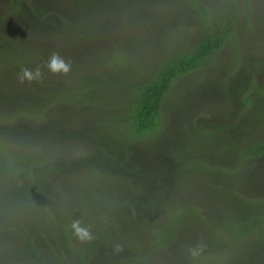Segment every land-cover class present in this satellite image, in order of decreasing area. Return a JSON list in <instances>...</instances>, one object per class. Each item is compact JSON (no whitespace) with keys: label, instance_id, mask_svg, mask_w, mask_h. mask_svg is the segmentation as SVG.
Instances as JSON below:
<instances>
[{"label":"trees","instance_id":"16d2710c","mask_svg":"<svg viewBox=\"0 0 264 264\" xmlns=\"http://www.w3.org/2000/svg\"><path fill=\"white\" fill-rule=\"evenodd\" d=\"M190 1L198 8L195 4L196 0ZM51 2H57L60 5L53 7L50 5ZM87 2L89 3V0L79 1L80 4L77 5L79 17L75 19L77 20L75 23L77 27L94 36L95 33H101L97 29L102 15L85 8ZM23 4L25 7L22 6ZM236 6L238 2L231 0L228 12L219 18L220 23L205 24V31L191 48L173 55L166 62L158 65L153 74L149 75L148 81L143 84L135 83L136 87H132V94L129 95L132 97L131 100L123 106L122 110L114 107V112L118 113L104 114L100 109L92 106L98 105V102L89 101L90 108H94L92 112L103 116L104 119L109 117L112 123L119 124L120 132L118 131L116 138L105 133L99 126L100 123L92 131L90 125L94 120L91 119L90 114L83 120H81V115H76V109L71 108L73 105H69V102L72 99H80L83 102L87 97L84 99L83 91L77 95L76 89L69 88L64 90L61 98L65 100L61 102H67L66 105L55 106L58 113L56 121L52 120L48 124L40 125L32 121L31 123L22 121L19 125L6 123L0 125V236H5L8 228L9 230L13 228L6 237L12 240V244L17 245L10 246L14 249L12 253L15 254L12 257L13 261L7 264H55L54 261L62 260L63 248L71 252L69 254L72 264H165L153 257L151 251L160 244L172 247L178 239L180 227L184 224H192L197 228L199 217L202 220L201 230L205 229L208 236L205 242L210 248L215 249L224 247V241L230 246L233 240L246 239L248 243L255 232L264 229V216H262L264 209L261 205L257 206L255 203L258 201L254 200L253 203L247 205L250 208L247 211L245 203L249 199L238 195L239 192H231V184L235 180L228 184L224 191H221L216 200V202L229 201L232 198L233 206L230 209L217 205L213 213L205 209V214H201L199 213L202 209L200 207L206 208L207 200L192 199V190L189 199L193 201L190 205L183 199L175 200L181 196V191L179 196L174 195L175 199H172L171 193L176 191L181 184L186 183V178L183 179L188 172H185L186 163H190L187 164L189 167L201 169L207 167L205 163L209 161L198 157L200 154L192 156L195 145L188 146L189 141H185L187 143L184 145L183 140L179 139L180 147L176 150L180 151L171 150L166 143L165 133L162 134L164 132L162 129L164 105L174 84L188 74L202 69L208 61L224 49L227 42H232L236 47L239 46L236 16L240 14ZM65 10L62 9L59 0L18 2L15 11L17 21L19 20L25 28L32 32L39 29L38 33H43L42 39L35 38L34 42L31 37L30 44H28L30 38H27L24 44L34 45L38 42L47 44L48 35L57 29L65 33L70 30V39L79 38L81 35L75 34L76 27ZM201 12L204 10L198 11L199 14ZM58 15L67 16L66 25L60 27ZM104 18L108 20L110 16L105 14ZM204 18L207 20L209 16L204 15ZM248 21L250 22V19ZM247 25V31L254 30L255 26L252 28L250 23ZM42 59L48 60V58ZM0 60L13 64L9 56L1 50ZM15 60V65L19 66H26L28 63V61L23 63L18 57H15ZM49 73L47 71L43 75L49 77V80L43 82L44 84L51 82L52 73ZM248 75L253 77L254 74L249 72ZM249 80L247 78L246 83ZM254 82L253 80L251 90L258 93L264 91L259 83L254 84ZM257 100L259 101L252 100V97L245 92L243 98L245 111L241 114L244 115L247 111L251 113L250 111L253 112L254 108L256 117L261 114L264 125V99ZM84 103L86 105V102ZM26 104H29V109L32 108V111L37 109L43 111L37 107L45 108V104L35 105L31 102ZM235 105L232 107L235 108ZM251 106L253 107L250 108ZM83 108L80 110L83 111ZM16 111L15 109L14 113ZM86 111L87 109L83 112ZM171 114V128L176 124L183 130V126L187 125L183 124V118L179 116L181 113L179 112L175 119L174 113ZM257 120L259 119L255 121ZM237 122L238 119L232 118L227 123L217 124L215 122L208 124L207 127L193 125V132L192 130L191 132L194 137L198 138V148L203 149L209 147L210 144L225 141L227 143L225 148L233 150L235 157L232 161L262 159L264 162V138L244 145L247 140L242 137L243 129L242 127L237 128ZM250 124L258 127V123ZM199 132L204 135L200 136ZM26 138L37 144L41 141H49L48 145L54 147L55 144H59L61 150L67 141H89L95 142L97 149L95 152L91 149L86 155L83 154V158L76 161L73 159L71 160L73 163L67 162L63 165L47 160V151L44 152L41 147H35L33 150L24 147L18 150ZM49 149L50 147L47 150ZM140 151L150 158L148 167L138 163L137 157ZM218 163L219 173L224 170L227 174V171L231 170L226 162L219 161ZM91 166H96L93 168L96 172L91 169ZM98 171L110 174V178L108 179L106 175V178L100 179ZM74 173L83 178L78 180L83 187L74 188L72 186L71 188L60 181V177H64L65 183L72 182L69 178ZM254 173L258 174L259 171ZM204 175L209 178L212 175L217 176V172L204 173ZM57 176L58 179H56ZM253 179L257 178L253 177ZM164 186L169 188L168 192H163ZM48 189H53L54 193L48 194ZM103 194L109 197L108 202L100 199ZM261 194L264 195V193ZM119 200H126L122 208L116 205L121 204ZM51 201L54 204L49 203ZM50 204L53 206L49 207ZM108 207L112 210L105 209ZM259 208L263 210V214L255 215L254 210ZM215 215L218 217L214 218ZM228 216L232 217L235 223H232ZM26 218L29 222L24 223ZM75 218L91 229L94 236L91 242L81 243L74 236L69 226L71 223L68 221L72 222ZM7 222H10L9 227H7ZM92 222L97 226L93 227ZM157 224H163V227ZM117 246H119L118 251ZM254 253L258 257L253 255L246 264H264V251ZM62 264H68V261Z\"/></svg>","mask_w":264,"mask_h":264},{"label":"rangeland","instance_id":"374dc122","mask_svg":"<svg viewBox=\"0 0 264 264\" xmlns=\"http://www.w3.org/2000/svg\"><path fill=\"white\" fill-rule=\"evenodd\" d=\"M59 1L62 9H66L67 14L71 16L72 24L76 27L75 34L81 36L77 39H70V30L65 33L59 32L57 29L48 35L47 44L38 42L34 45H27L24 44L27 38H30L28 42L30 44L31 37L35 42V38L37 40L43 38V33H38L39 29L32 32L25 28L19 20L17 21L16 4L22 3L23 0L18 2L17 0H0V50L7 54L13 62V64H8L0 60V125L2 123L19 125L22 124V121L27 123L32 121V123L40 125L48 124L52 120L56 121L58 113L55 106L66 105L67 102H61L65 101L61 98L64 90L69 88L76 89L77 95L83 91L84 99L86 97L88 99L93 94L83 102L80 99H72L69 102V105H73L71 108L76 109V115H81V120H83L90 114L91 119L94 120L90 125L92 131L100 123L99 126L105 133L116 138L119 124L112 123L109 117L104 119L103 116L92 112L94 108H90L89 101L98 102V105L92 106L95 109H100L104 114L118 113L114 112V107L123 109V106L132 98L129 96L132 94V87L135 88L137 83L143 84L148 81L147 79L157 66L166 62L173 55L191 48L205 31V24L217 25L220 23V16L226 15L231 4V0H196L197 8L190 0H89V3L87 2L84 7L95 14L102 15L97 29L101 33H95L92 36L76 26L77 20L75 19L79 17L77 5L80 4V0ZM234 1L238 2L236 9L240 14V16H236L239 46L236 47L232 42H227L224 49L208 61L202 69L179 79L167 96L164 105L162 127L164 132L162 134L165 133L169 148L171 150L179 149V139L183 140L184 145L189 141L188 146L195 145L192 156L200 154L198 157L209 161L205 163L208 166L201 169L189 167L187 164L190 163H186L185 172H188L183 176V179L186 178V183L185 185L181 184L183 186L180 185L176 191L171 193V198L175 199L174 195L179 196L181 191V196L175 200L183 199L189 205L193 201L189 199L191 190L192 199L207 200L206 208L200 207L202 208L199 210L201 214H205V209L213 213L218 207L217 205L226 209L233 206L232 198L229 201L216 202L221 191H224L233 180L235 182L231 184V192H239L238 195L249 199L245 203L246 207L244 206L247 211L250 210L247 205L253 203L254 200L258 201L255 203L257 206L261 205V208L264 209V195L261 194L264 193V162L262 159L232 161V158L235 157L233 150L225 148L227 146L225 141L219 144H210L211 148L209 146L202 149L198 148V138L192 135L193 125L207 127L211 123H227L230 119L236 118L238 119L237 128L242 127V137L247 140L244 145L264 138L261 114L256 117V111L254 112L253 108V112L247 111L242 115L245 111V106H243L245 92L252 97V100L264 99V91L258 93L251 90L253 89V80L254 84L259 83L264 90V0ZM50 5L58 7L60 3L51 2ZM22 6L25 7V4ZM203 10L204 12L198 13ZM105 14L110 16L108 20L104 18ZM204 15L209 18L205 20ZM66 17L58 15L60 27L66 25ZM249 23L252 28L255 26L254 30H246V25ZM54 52L71 61L72 71L69 75L52 74L51 82H47V84L43 83L49 80L47 76H42L41 79L33 83L21 84L19 82L17 73L22 68L34 71L39 67L43 75L49 71L45 66L47 60L44 61L42 58H49ZM15 57H18L23 63L26 61L28 63L26 66L15 65ZM249 72L254 74L253 77H249ZM247 78L250 80L246 83ZM131 83L133 84L130 85ZM49 88L55 89L49 90ZM240 88L242 90H238ZM28 102L35 103V105L37 103L45 104V108L37 107L43 111L38 109L32 111V108L29 109V104H26ZM232 105H235V108ZM82 108L83 111L87 109L89 113L81 111ZM15 109L16 113H14ZM22 109L28 113H24ZM179 112L181 113L179 116L183 118V124L187 125L183 126L184 131L179 125L174 124L172 128L170 126V114L174 113L175 119ZM256 119L259 120L255 121ZM250 123H258V127L252 126ZM109 126L112 127V130ZM198 134L204 135L201 132ZM235 134L237 135V133ZM48 142L41 141L37 144L26 138L18 150L24 147L31 148V150L41 147L44 152L47 151V160L64 165L67 162L73 163L71 162L73 159L76 161L83 158V154L86 155L91 149L94 152L97 149L96 143L89 141H67L62 146V150L59 144H55L54 147L48 145ZM49 147L50 149L47 150ZM179 151L176 150V152ZM198 151L199 153H197ZM137 159L138 163L144 167L150 165V158L143 151L139 152ZM217 161L226 162L231 170L227 171V174L224 170L221 172L222 174L219 173ZM93 168L96 166H91V169ZM214 171L217 172V176L212 175L208 178L204 175V173L213 174ZM255 171H259V173H254ZM97 173L100 179L106 178V175L108 179L110 178V174L103 171ZM253 177L257 179H253ZM80 178L74 173L69 178L72 182L65 183L64 177H60V181L71 188L72 186L74 188L83 187V184L78 181ZM165 191H169L167 186H164L163 192ZM47 193H54L53 189H48ZM100 199L108 202L109 197L103 194ZM52 201L49 203L54 204ZM120 203L116 205L122 208L126 200L120 201ZM50 206L53 205L50 204ZM105 209L112 210L110 207ZM262 209H255L253 213L262 215ZM206 214L209 216L208 212ZM110 219L112 220V218ZM228 219L235 223L232 217L228 216ZM11 220L12 216L9 221L11 222ZM27 221L26 218L23 222ZM201 221L199 217L197 228L192 224L182 225L179 229L178 239L175 240L173 246L162 244L155 246L151 251L152 256L154 255L153 257L160 263L164 262L165 264H246L253 255L258 257L254 252L264 251V229L255 232L248 243L246 239L233 240L230 246L226 245L224 241V247L210 248L205 242L206 239L208 240V236L205 229L201 230ZM10 222H7V227L10 226ZM91 224L93 227L97 226L93 222ZM157 225L163 227V224ZM4 226L6 227V225ZM12 229L8 228V232H11ZM8 232L5 233V236H0V264L11 263L14 259L12 257L15 253H12L14 250L12 247L17 245L12 244V240L6 237ZM151 239H153L152 236ZM242 241L246 243L243 244ZM198 245L202 246V250L199 251V255L193 257L190 250ZM68 251L63 248L62 260L54 261L55 264H62L64 261L72 264L71 252Z\"/></svg>","mask_w":264,"mask_h":264},{"label":"clouds","instance_id":"9594fccd","mask_svg":"<svg viewBox=\"0 0 264 264\" xmlns=\"http://www.w3.org/2000/svg\"><path fill=\"white\" fill-rule=\"evenodd\" d=\"M45 66L48 70L54 75H64L67 76L72 71V63L70 60H66L59 53H52L51 56L46 61ZM43 73L39 67H37L34 71L28 68H22L20 73L18 74V80L21 84L28 82L33 83L39 79H41ZM71 230L74 236L81 242L87 243L91 242L94 239V236L91 232V229L87 226H84L81 223V220L75 219L71 222ZM119 250V246H117V251ZM202 250V246L198 245L195 248H192L191 255L196 257L199 255V251Z\"/></svg>","mask_w":264,"mask_h":264}]
</instances>
